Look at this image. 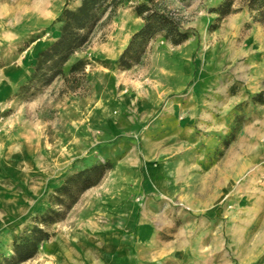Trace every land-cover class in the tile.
I'll return each instance as SVG.
<instances>
[{
	"label": "rangeland",
	"instance_id": "1",
	"mask_svg": "<svg viewBox=\"0 0 264 264\" xmlns=\"http://www.w3.org/2000/svg\"><path fill=\"white\" fill-rule=\"evenodd\" d=\"M115 1L62 76L29 84L55 19L80 2L0 0V264L51 209L61 219L23 264H264V24L245 0L223 19L224 0H154L189 38L158 33L123 68L148 0ZM107 160L97 185L58 204L69 175ZM143 211L156 236L135 253L126 230ZM116 232L128 250L106 255ZM188 238L202 249H177Z\"/></svg>",
	"mask_w": 264,
	"mask_h": 264
},
{
	"label": "trees",
	"instance_id": "2",
	"mask_svg": "<svg viewBox=\"0 0 264 264\" xmlns=\"http://www.w3.org/2000/svg\"><path fill=\"white\" fill-rule=\"evenodd\" d=\"M72 0H66V2ZM236 0H224L214 11L223 19L234 12L233 6ZM246 6L254 14L253 20L264 24V0H245ZM76 8L65 7L57 16L58 24L57 38L45 49L37 52L33 74L29 84L38 82H50L53 78L64 74L63 67L68 63L75 52L81 50L91 39V33L95 29L102 15L112 8L115 0H79ZM138 16L143 18L144 25L134 34L128 46L122 52L118 63L120 67L130 68L134 62L138 63L148 42L158 33L164 34V38L171 43L178 45L188 40L189 35L180 29L177 21L156 8L154 0L148 3L138 4L135 8ZM84 61L74 64L70 72L83 68ZM263 94L257 95L261 98ZM113 164L111 161L98 163L89 166L84 170L69 175L64 183L56 188L58 204L67 206L69 209L79 195L97 185L105 176ZM70 199L68 205L65 201ZM61 211L49 210L46 214L38 216L36 221L44 227L55 224L61 219ZM36 224L25 230L22 235L16 236L13 240V254L5 257L6 264H23V262L34 258L40 248V244L49 240L52 236L46 228Z\"/></svg>",
	"mask_w": 264,
	"mask_h": 264
},
{
	"label": "crops",
	"instance_id": "3",
	"mask_svg": "<svg viewBox=\"0 0 264 264\" xmlns=\"http://www.w3.org/2000/svg\"><path fill=\"white\" fill-rule=\"evenodd\" d=\"M148 220H149L148 213L146 211H143L142 217L140 219H137L135 215L134 219L132 218L130 220V223L128 224V228L126 231L130 234L129 236L130 238H132L131 239L132 243H134L133 245H131L130 249L132 251L134 250L135 253H138L137 248L148 247V245L150 244L149 242L155 239L154 237L156 236V233L153 231V226L150 225ZM127 232L124 231V234L126 235ZM214 232L217 233L216 229L214 230ZM109 238H111L113 242L109 243L110 241ZM107 239H108V242L106 241V239H103L101 242L102 244L101 249L104 252V254L109 255V253H111L112 250L114 249L115 252H118L116 254L122 255L123 253H126V251L128 250L127 248L125 249L123 247V244H121L122 234H117L116 232L115 234L110 235V237L108 235ZM89 245L91 246L92 244H89ZM177 246H178L177 249H181V250H196V249H202L203 244L201 243V241L192 240V238H188V240L186 241L178 242ZM82 249L83 248H81V250ZM69 252H71V254H75L76 251L74 250V251H69ZM62 253H63V250H57L56 254L62 255ZM132 261H133L132 264H139L137 263L136 260H132ZM193 264H200V263L196 261ZM222 264H229V262L227 260H224Z\"/></svg>",
	"mask_w": 264,
	"mask_h": 264
}]
</instances>
